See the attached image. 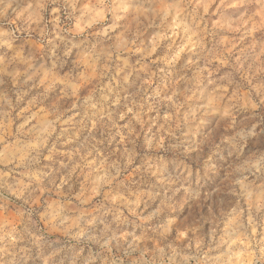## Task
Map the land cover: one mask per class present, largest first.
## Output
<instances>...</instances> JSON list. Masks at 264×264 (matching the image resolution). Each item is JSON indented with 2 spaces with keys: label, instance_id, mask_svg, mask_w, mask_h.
<instances>
[{
  "label": "clouds",
  "instance_id": "9594fccd",
  "mask_svg": "<svg viewBox=\"0 0 264 264\" xmlns=\"http://www.w3.org/2000/svg\"><path fill=\"white\" fill-rule=\"evenodd\" d=\"M0 264H264V0H0Z\"/></svg>",
  "mask_w": 264,
  "mask_h": 264
}]
</instances>
